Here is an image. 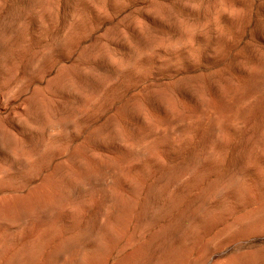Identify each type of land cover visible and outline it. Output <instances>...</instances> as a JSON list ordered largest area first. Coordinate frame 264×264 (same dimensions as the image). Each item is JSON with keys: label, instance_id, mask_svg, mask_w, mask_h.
Masks as SVG:
<instances>
[{"label": "rangeland", "instance_id": "rangeland-1", "mask_svg": "<svg viewBox=\"0 0 264 264\" xmlns=\"http://www.w3.org/2000/svg\"><path fill=\"white\" fill-rule=\"evenodd\" d=\"M0 264H264V0H0Z\"/></svg>", "mask_w": 264, "mask_h": 264}, {"label": "bare ground", "instance_id": "bare-ground-1", "mask_svg": "<svg viewBox=\"0 0 264 264\" xmlns=\"http://www.w3.org/2000/svg\"><path fill=\"white\" fill-rule=\"evenodd\" d=\"M165 100V99H164ZM168 103V102H167ZM84 109V108H83Z\"/></svg>", "mask_w": 264, "mask_h": 264}]
</instances>
